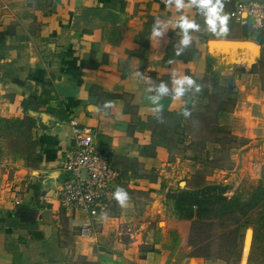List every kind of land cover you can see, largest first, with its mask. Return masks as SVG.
<instances>
[{
  "label": "crops",
  "instance_id": "crops-1",
  "mask_svg": "<svg viewBox=\"0 0 264 264\" xmlns=\"http://www.w3.org/2000/svg\"><path fill=\"white\" fill-rule=\"evenodd\" d=\"M245 1L258 0H221L226 6L219 15L228 19L223 30L219 21L212 30L207 10L193 0H182L180 7L176 0H1L0 114L34 122L40 163L23 191V206H0V264H59L58 194L84 130L94 134L96 148L120 174L114 193L127 185L156 198L164 188L158 175L170 161L156 132L167 117L186 113L194 101L190 92L210 74L208 66L217 73L243 66L239 107L246 96L264 104L259 74L252 71L264 42L228 29L233 22L247 31L230 17ZM182 19L196 27L185 31ZM185 77L193 83L182 85L177 96L175 81ZM256 112L255 124L264 127ZM238 114L237 135L264 130L247 128ZM65 211L81 227L95 224L84 211ZM104 218L98 217L99 224ZM173 234L157 229L146 241L104 245L88 257L91 264H203L180 261Z\"/></svg>",
  "mask_w": 264,
  "mask_h": 264
},
{
  "label": "rangeland",
  "instance_id": "rangeland-1",
  "mask_svg": "<svg viewBox=\"0 0 264 264\" xmlns=\"http://www.w3.org/2000/svg\"><path fill=\"white\" fill-rule=\"evenodd\" d=\"M225 6L226 3L221 4V7ZM3 7L0 0V12ZM250 24L248 22L243 28L247 31L233 22L228 29L236 36L245 34L253 41L264 42V32L253 29ZM259 47L262 54L255 55L254 64L264 60V45ZM242 68L239 66L230 73L222 71L230 82L228 91L215 93L209 88L212 75H207L204 82L201 80V86L195 84L190 92L194 101L186 110L187 115L167 117L157 130L156 137L170 153L164 173L158 175L163 181L162 194L152 198L147 192L124 186L121 189L128 193L129 200L121 205L113 197L100 213L105 216L103 223L99 224L98 217L93 219L95 224L86 235L82 232L86 227L75 223L63 208L60 210L58 236L63 252L59 264H91L88 256L96 254L104 245L114 247L142 239L146 241L157 229H168L178 236L174 251H178L180 261L240 264L248 241L247 264H264V201L248 213L247 226L239 234L233 233L236 225L233 224L234 216L229 215L231 207L253 206L255 198L264 190V130L253 137L240 136L234 120L239 113L247 128L264 129L255 124L259 117L257 110L263 115L258 121L264 123V104L259 99L246 96V105L239 107V96L243 93L238 84L240 79L231 73ZM258 69L264 92V68ZM200 88L214 92L213 97L198 95ZM220 109L223 112H219ZM34 129V122L28 117L0 114V206L9 202L23 206V191L40 163ZM209 185L224 190L221 197L205 205L210 211L203 217L190 219L178 210L177 195L182 190H198ZM123 214L124 220L121 219ZM110 217L115 218L109 220ZM166 239L170 240L168 234ZM47 264L55 263L47 261Z\"/></svg>",
  "mask_w": 264,
  "mask_h": 264
},
{
  "label": "built area",
  "instance_id": "built-area-1",
  "mask_svg": "<svg viewBox=\"0 0 264 264\" xmlns=\"http://www.w3.org/2000/svg\"><path fill=\"white\" fill-rule=\"evenodd\" d=\"M230 17L242 26L250 22L253 29L264 31V2L239 4ZM71 123L77 126L75 121ZM94 140L95 136L89 130H84L76 138L75 149L64 166L68 177L58 194L61 208L73 212L84 211L92 220L99 217L113 198L114 185L120 177L109 155L101 153ZM92 226H85L83 235Z\"/></svg>",
  "mask_w": 264,
  "mask_h": 264
},
{
  "label": "trees",
  "instance_id": "trees-1",
  "mask_svg": "<svg viewBox=\"0 0 264 264\" xmlns=\"http://www.w3.org/2000/svg\"><path fill=\"white\" fill-rule=\"evenodd\" d=\"M262 67L264 68V60H260L258 64L254 65L252 67V71L259 74L258 68H262ZM210 71H211V68L208 66V73L212 75L209 88H212V90L215 93H217L218 90H226V91L230 90V87H229L230 82H228L227 74L210 72ZM244 71L245 70H237L235 73H231V75L240 77ZM214 92L210 93L208 89L204 90V88H202L200 91V94L202 96L204 94L205 95L204 97L206 98V97H209V95L210 97H213L214 94L212 93ZM192 102H193V99H190L187 107H189ZM219 112H223V110L220 109ZM223 190L224 189H221L219 186H212V185L205 186L198 190H185L184 189L177 195V199H178L177 208L181 212H184L185 214H187L188 218L190 219L197 218V217L201 218L203 217L204 213H206L207 211H210L208 208H206L207 206L205 205L209 203L211 204L216 198L221 197ZM262 201H264V190H262L260 195L255 198V203L253 206H237L238 207V208L236 207L237 209L230 206L231 208L229 211V215L232 217L234 216L233 224L236 225V229L233 230V233L236 232L239 234L247 226V220L245 219L246 216L254 207L260 205ZM224 235L225 234H223L222 236ZM239 238H242V235L239 236ZM239 242L242 245L243 239L240 240Z\"/></svg>",
  "mask_w": 264,
  "mask_h": 264
},
{
  "label": "clouds",
  "instance_id": "clouds-1",
  "mask_svg": "<svg viewBox=\"0 0 264 264\" xmlns=\"http://www.w3.org/2000/svg\"><path fill=\"white\" fill-rule=\"evenodd\" d=\"M193 3H198L202 9L207 10V23L210 25L212 30H215L217 21H219L221 25V29L223 30V26L226 24L228 17L219 15V12L221 10V0H215V3H213V0H193ZM176 4L178 7L182 6V0H176ZM181 27L185 31H187V29L189 28L196 27V25L188 22L186 19H182ZM188 42L189 39L187 36H185L183 43L187 45ZM175 83L178 85V87L176 88V95L180 96L184 92V88L182 87V85H184L185 83L191 85L193 81L185 77L182 80L175 81ZM160 92L165 93L167 92V89L161 86ZM185 115H187V113H185ZM113 195L115 199L121 203V205L125 204V202L129 200L128 193L119 187L117 188V191Z\"/></svg>",
  "mask_w": 264,
  "mask_h": 264
},
{
  "label": "bare ground",
  "instance_id": "bare-ground-1",
  "mask_svg": "<svg viewBox=\"0 0 264 264\" xmlns=\"http://www.w3.org/2000/svg\"><path fill=\"white\" fill-rule=\"evenodd\" d=\"M249 252H250V246H249L248 241H246L245 245H244V248H243V252H242L241 264H247Z\"/></svg>",
  "mask_w": 264,
  "mask_h": 264
},
{
  "label": "water",
  "instance_id": "water-1",
  "mask_svg": "<svg viewBox=\"0 0 264 264\" xmlns=\"http://www.w3.org/2000/svg\"><path fill=\"white\" fill-rule=\"evenodd\" d=\"M251 239V238H250Z\"/></svg>",
  "mask_w": 264,
  "mask_h": 264
}]
</instances>
